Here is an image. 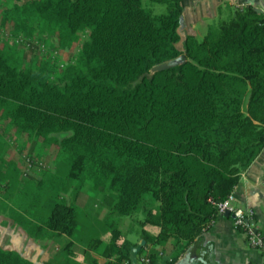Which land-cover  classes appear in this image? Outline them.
Wrapping results in <instances>:
<instances>
[{
  "label": "trees",
  "instance_id": "1",
  "mask_svg": "<svg viewBox=\"0 0 264 264\" xmlns=\"http://www.w3.org/2000/svg\"><path fill=\"white\" fill-rule=\"evenodd\" d=\"M150 1L168 12L154 15L143 0H0L10 5L0 12V34L36 40L52 52L0 43V120L16 144L47 145L65 168L64 175L41 170L40 179H28L14 204L19 226L32 236L71 237L78 208L63 197L70 181L104 188L116 194L114 214L146 212L142 238L155 264L159 247L184 251L209 230L217 206L264 147V13L239 9L210 26L203 41L187 37L180 51L182 0ZM50 25L57 46L43 38ZM82 37L78 56L61 72L53 52ZM136 82L123 91L110 85ZM0 163L22 175L15 155L0 156ZM47 198L54 205L44 217ZM107 225L106 242L92 245L105 264H124L136 245ZM86 255L85 264H100ZM0 264L35 263L0 247Z\"/></svg>",
  "mask_w": 264,
  "mask_h": 264
},
{
  "label": "rangeland",
  "instance_id": "2",
  "mask_svg": "<svg viewBox=\"0 0 264 264\" xmlns=\"http://www.w3.org/2000/svg\"><path fill=\"white\" fill-rule=\"evenodd\" d=\"M9 6L8 4H0V12L4 11ZM143 7L151 11L154 15H162L168 12L167 5L156 4L150 0H143ZM53 27L52 25L49 26L48 34L43 36L44 39L50 37L52 40L55 30ZM6 34H4V38L8 35ZM203 39L204 38H199V41H203ZM85 41L86 37H82L80 42L74 44L67 51L53 52V56H58L60 58L59 63L61 64L59 68L61 72L70 60L76 59L80 47ZM54 43L55 46H57L58 43L55 41ZM11 44L14 45L15 42ZM51 53L52 52L49 51L47 54L51 55ZM182 60L183 57L172 62L157 65L151 70V73H155L154 70L156 68L163 66L170 67ZM55 79L56 77H53V80ZM136 84L137 82L122 86L110 83L111 86L121 91L133 89ZM0 134L3 137V141L0 144V156L10 158L15 155L17 162L21 166L20 170L22 171V175L18 176L13 170H9L8 164L0 163V194L2 195L0 198L5 202V206H7L0 211L1 248L13 250L24 258L30 261L33 260L35 264H79V260L85 264L87 260V250L89 252H94L92 249L89 250L88 248L93 247V242L102 239L109 231L107 225L108 221L113 223L116 228L123 233L122 236H124L125 239L137 243L142 234L141 222L146 218V212L140 211L129 217L114 214V202L110 195L106 198L94 197L95 199H87L84 197L87 187H83V185L77 181H70L63 193V195H65L63 196L65 201L78 208V227L74 235L69 237L67 235H56L47 231H43L42 234L37 236H32L27 233L13 218L14 204L17 195L24 187H27V183L29 182L28 179H40L41 170H48L64 175L65 168L62 164L55 162L56 151L53 152L47 145L43 146L42 144L31 141L19 142V144H16L15 135L10 131L8 122L0 120ZM24 156H28L31 159H35V162H39L38 166L32 168V172H29V167L25 164ZM36 157L38 159H36ZM147 198V200L151 199L150 196H147ZM50 200L53 201L51 198H47L43 202V212L45 213L47 212L45 209L46 204ZM153 204L158 207L160 206V204L155 201H153ZM85 205H87V208ZM102 214L103 217H101ZM79 254L80 257L78 259Z\"/></svg>",
  "mask_w": 264,
  "mask_h": 264
},
{
  "label": "crops",
  "instance_id": "3",
  "mask_svg": "<svg viewBox=\"0 0 264 264\" xmlns=\"http://www.w3.org/2000/svg\"><path fill=\"white\" fill-rule=\"evenodd\" d=\"M249 5L263 9L264 0H182L183 15L179 28L181 41L177 48L183 51L184 43L189 36H194L198 41L199 38H205L210 26L233 19L238 8ZM52 41L57 42L56 37H53ZM17 167L21 169L19 163ZM85 186L87 187L85 198H106L110 195L115 203L114 193L104 188L96 191L84 184L83 187ZM231 195L236 198L234 206L255 211L259 230L264 233V147L251 166L241 174ZM53 205L54 201L50 200L46 204L47 212H43L42 209L41 214L44 217L49 216ZM146 230L156 234L160 228L146 227ZM107 235L100 240L106 242ZM142 240L144 239L141 234L137 243H132L137 246ZM88 249L94 251L87 250L100 264L107 262L106 258L97 253V248L93 246ZM156 252L155 264H264L263 254L247 245L244 235L237 228L231 215L217 216L209 230L196 238L184 251L168 244L166 247H159Z\"/></svg>",
  "mask_w": 264,
  "mask_h": 264
},
{
  "label": "built area",
  "instance_id": "4",
  "mask_svg": "<svg viewBox=\"0 0 264 264\" xmlns=\"http://www.w3.org/2000/svg\"><path fill=\"white\" fill-rule=\"evenodd\" d=\"M244 8L245 7L242 6L238 8V10ZM4 34L7 35L6 38H4ZM3 40H9L11 43L15 42L16 44L23 45L28 49H36L38 53L42 54L43 56L47 55V53L50 51L45 45L40 44L36 40H26L22 37L13 38L9 32L4 30H2L0 34V43H2ZM56 52L57 51L54 53ZM24 159L25 164L29 167V172H32V168H34V166L39 165V162H35V159H31L28 156H24ZM235 202L236 198L233 195H230L224 202L217 206V216H224L226 213H229L234 218L237 228L244 235L247 245L253 249L259 250L264 256V233L260 232L259 230L255 211L251 209L244 210L238 208L234 206ZM152 253L153 247L146 244V246L143 247L142 251L137 256V264H152ZM124 264H131V262L129 260L124 262Z\"/></svg>",
  "mask_w": 264,
  "mask_h": 264
},
{
  "label": "water",
  "instance_id": "5",
  "mask_svg": "<svg viewBox=\"0 0 264 264\" xmlns=\"http://www.w3.org/2000/svg\"><path fill=\"white\" fill-rule=\"evenodd\" d=\"M256 10L260 14L264 13L263 9L257 8ZM167 68H169V67H167V66L159 67V68H156L154 70V72L162 71V70H165ZM226 216L229 217L230 214L226 213ZM144 246H146V241L142 240L140 244H138L137 246H134V247L131 248V252H130V262H131V264H137V256L142 251Z\"/></svg>",
  "mask_w": 264,
  "mask_h": 264
}]
</instances>
